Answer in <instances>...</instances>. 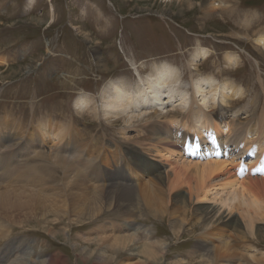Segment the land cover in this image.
Wrapping results in <instances>:
<instances>
[{
    "label": "bare ground",
    "instance_id": "obj_1",
    "mask_svg": "<svg viewBox=\"0 0 264 264\" xmlns=\"http://www.w3.org/2000/svg\"><path fill=\"white\" fill-rule=\"evenodd\" d=\"M185 1L177 0V3L180 6ZM233 2L211 0L202 5L201 16L207 18L208 13L219 10L220 12L224 10L225 14L231 12L233 15L237 7ZM51 9L54 10L53 6ZM52 10L51 12H54ZM99 13L102 15L101 11ZM257 13L240 11L233 15L236 27L234 24L230 27L227 25V31L223 26L217 28L226 32L239 49L243 50L240 46L244 45L250 47L251 51L246 49L243 51L255 65L251 67V76L246 81L250 85L253 80L251 94L243 82L238 85L234 84L231 77H221L222 73L231 74L244 63L247 60L244 54L241 55L235 49H226L225 55L215 57L216 61L210 64L215 71L208 69V74L203 75L200 72L201 65L210 57L211 49L201 46L198 42L191 48L192 51L188 50L190 58L182 67L160 61L142 77L141 66L135 65L137 80H129V75L124 79H110L96 96L93 94L95 97L91 94L82 95V92L74 103L75 119L64 114L66 113L64 106L68 105L66 103L58 105L54 102L48 106L46 114L40 117L36 110L40 106L31 100L28 106L30 119H24L27 114L18 111L19 106L16 103L11 104L12 108L2 107L0 240L4 238L7 226L10 227L11 222H6V218H11L15 214L18 218L19 214L24 217V210L29 212L28 216L45 218L49 214L53 218H60L68 216L71 212L75 215V212H78L75 209L81 212L86 210L90 214L91 211L98 209L96 213H99L103 208L111 207L119 212L120 218L147 221L149 217L156 223L166 219L171 231L175 228L179 230L188 216L181 205L186 201L179 195L182 189H186L187 201L195 204L197 199H207V195H210L209 200L212 203L202 207L200 216L197 217L202 223L204 237L207 230L240 225L249 229L252 235L253 223L264 224V177L249 175L237 177L234 169L235 162L246 154V150L258 146L260 153L264 151V17ZM221 22L226 23V20L221 18ZM215 25L217 27L218 24ZM102 60L98 59L97 62ZM131 65L134 66V62ZM98 67L103 72L108 71L106 63ZM185 67L189 70V76L184 73ZM185 78L188 81L184 80ZM247 93L251 97L247 99V103L239 106L245 101ZM80 120L100 125V129L103 128L102 121L108 126L117 121L123 122L126 128L131 125L137 126L135 140H127L126 143L137 144L141 149L151 153V156L165 160L163 162L168 166L172 165V170L168 168L169 171H166L165 182H162L164 178L155 179L149 173L152 169L158 171V167L151 164L150 168L146 160L144 158L140 160L137 154H134V160L131 155L128 156L123 149L121 138L114 137L116 139L112 144L114 150L108 153L105 152L104 138L86 136V139L92 140L90 144L92 150L81 151L78 140L84 138L83 129L72 126V122L77 121L78 124ZM24 121L29 127H37L28 137L25 133L30 134V130L26 131ZM161 127L162 129L164 127L165 132H171L170 139L163 137ZM126 128H120L121 136ZM172 128L174 132L171 131ZM142 130L144 133L141 136L139 133ZM102 132L106 136V132L104 130ZM205 136L206 138L214 136L223 147V154L208 156L204 153L200 157L186 155L182 149L183 146L188 147L185 140L206 143ZM172 156L174 162L170 160ZM122 159H127L135 165L141 171L140 176L136 169L128 162H122ZM100 160L114 165L113 168L107 164H105L107 169L103 168ZM85 162H89L88 167L84 166ZM143 167L147 172L142 171ZM91 171L101 173V177H95V173ZM116 173L121 178L132 180L131 183L119 180ZM142 177H145V181L141 179ZM213 183L217 185H212ZM10 195H13L17 202H10ZM257 230L264 231V225ZM137 231L134 230L132 241L134 244L139 243L144 256L147 255L149 258L155 252L165 254L168 243L150 240L154 234L152 235L153 232L146 228H143L142 232ZM217 237L222 239V247L227 248L230 242L227 235ZM128 242L129 245L123 247L127 248L133 243L131 238ZM11 245L7 243V247ZM23 246H18L20 248L15 253V261L20 258L18 257L20 254L27 251ZM196 248L202 250L205 248L206 252L214 253L210 240ZM9 252L7 248L4 256ZM249 254L246 258L251 264L252 262L264 264V253ZM202 256V263L214 264L213 259ZM2 262H5L3 256L0 257V264ZM19 264L29 262L20 261Z\"/></svg>",
    "mask_w": 264,
    "mask_h": 264
},
{
    "label": "rangeland",
    "instance_id": "obj_2",
    "mask_svg": "<svg viewBox=\"0 0 264 264\" xmlns=\"http://www.w3.org/2000/svg\"><path fill=\"white\" fill-rule=\"evenodd\" d=\"M209 1L211 0H186L179 6L177 0H0V113L3 111L2 107L12 108L16 103L19 106L18 111L27 114L23 115L24 119H30L28 106L34 100L40 106L36 109L40 117L46 114L48 106L57 102L58 105L68 104H64V114L75 119L74 103L82 92V95L96 96L110 79H124L127 75L129 80H137L135 65L141 66L142 77L160 61L182 67L190 58L188 50L198 42L211 49L210 57L201 65L200 72L203 75L208 74V69L215 71L210 64L216 61L215 57L225 55L226 49H235L241 55L244 54L247 60L231 74L222 73L221 77H231L234 84L238 85L243 82L251 94L253 80L250 85L246 81L251 76V67L255 65L243 51H251L250 47L244 45L240 46L243 50L239 49L226 32L217 28L223 26L227 31V25L230 27L234 24L236 27L233 15L240 11H255L264 17V0H227L234 1L235 6L237 5L233 15L231 12L225 14L224 10H219L208 13L207 18H203L201 7ZM221 18L226 23L221 22ZM215 24H218L217 27ZM96 59L103 60L97 62ZM104 61L108 65L107 72L98 67L104 65ZM133 62L134 66L131 65ZM188 72L185 67L186 76H189ZM184 80L188 81L187 78ZM250 94H246L245 101H240L243 103L239 106L247 103ZM85 120H80L78 124L77 121L72 122L74 128H81L84 132L83 140L77 139L80 141L81 151L92 150V140L86 139V136L104 138L105 152L108 153L114 150V137H118L121 138L123 149L133 160L134 154H137L140 160H146L150 168L151 164L158 167V171L152 169L149 172L151 177L163 179L169 171L168 168L172 170V165L168 166L163 162L165 160L151 156V153L137 144L126 143L137 135V126L126 128L121 121L108 126L102 121L104 124L101 123L103 128L100 129V125ZM24 124L28 127L26 131L30 130V134L25 133L27 137L37 129L36 126L29 127L25 121ZM123 127L126 129L121 136L119 132ZM102 130L106 132V136ZM161 130L163 137L171 138L170 131L165 132L164 127ZM171 131L174 132V128ZM143 133L142 130L139 134L142 136ZM75 135L77 138V133ZM170 160L174 162L173 156ZM121 161L128 162L140 176L141 171L129 160ZM100 164L107 169L106 162L100 160ZM107 165L111 168L114 166ZM84 166L88 167L89 162H85ZM142 171L147 172L144 167ZM97 174L94 176L100 178L101 173L98 174L100 176ZM116 175L126 183L132 181L121 178L117 173ZM141 179L145 181V177ZM162 182H165V178ZM179 195L186 199L181 205L188 216L180 229L178 226L179 230L175 228L174 231H171L166 219L157 223L149 217L147 221L138 218L123 219L111 207L96 213L99 210L92 205L97 210L90 214L89 211L75 209L80 214L76 215L78 212H75L74 215L71 212L69 217L60 218H53L49 214L45 218L28 216L29 212L24 210V217L19 214L18 218L15 214L16 217L11 216L13 219L6 218V222L11 223L10 227L7 226L4 238L0 240V257L3 256L5 261L2 264H19L20 261H28L29 264H205L201 262L202 255L213 259L214 264H251L246 258L249 253H264V231L257 230L263 223H253L252 235L249 229L240 225L207 230L204 237L202 223L197 217L200 216L202 207L212 203L209 200L210 195H207V199H197L196 204L187 201L186 189H182ZM10 202H17V199L10 195ZM143 228L153 232L150 240L168 243L165 254L155 252L149 258L144 256L139 243L134 244L132 241L134 230L142 232ZM219 235H227L230 241L227 248L222 247V239L217 237ZM130 238L133 243L127 248L123 247L129 245ZM207 240L211 241L214 253L206 252L205 248H196ZM7 243L12 245L7 247ZM19 245H24L23 248L27 251L20 254V258L15 261ZM7 248L10 252L5 256L8 258L4 256Z\"/></svg>",
    "mask_w": 264,
    "mask_h": 264
}]
</instances>
